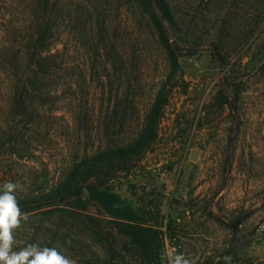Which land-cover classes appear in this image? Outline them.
I'll return each mask as SVG.
<instances>
[{
	"label": "rangeland",
	"instance_id": "1",
	"mask_svg": "<svg viewBox=\"0 0 264 264\" xmlns=\"http://www.w3.org/2000/svg\"><path fill=\"white\" fill-rule=\"evenodd\" d=\"M178 51L156 141L111 183L160 231L167 264H264V20L229 52L213 51L231 0H168ZM31 0H0V187L30 197L55 188L72 165L132 142L170 73L167 54L133 0H61V29L41 95L16 101L20 41ZM239 2L235 21L253 11ZM244 221L237 230L233 225ZM12 251L55 248L73 264H145L101 207L47 209L19 218ZM230 257L225 261L224 257Z\"/></svg>",
	"mask_w": 264,
	"mask_h": 264
},
{
	"label": "trees",
	"instance_id": "2",
	"mask_svg": "<svg viewBox=\"0 0 264 264\" xmlns=\"http://www.w3.org/2000/svg\"><path fill=\"white\" fill-rule=\"evenodd\" d=\"M30 1V0H29ZM140 11L151 22L158 39L164 48L170 66V73L158 90L151 107L145 115L143 126L137 137L130 143L107 149L75 162L64 182L55 188L30 197L15 196L21 217L51 208L80 214L91 203L103 209L113 228L119 235L129 238L138 248L145 264H167V256L160 231L147 226L134 214L131 203L120 197L111 186L119 174L129 172L138 163L157 139L158 129L164 110L169 102L173 77L178 71V51L169 39V30L178 26L168 0H133ZM239 2L248 6L253 13L241 22H236L232 13ZM61 0H31L28 10L31 18L30 37L20 41L17 53L21 64L16 82V101L25 104L41 95L49 80L54 62L51 53L53 39L61 29ZM264 20V0H231L228 12L224 15L219 30L218 42L213 51L221 59V53L229 52L226 41L232 33L237 34L238 42L248 39ZM241 218L234 223L237 230L242 225ZM163 258V259H162Z\"/></svg>",
	"mask_w": 264,
	"mask_h": 264
},
{
	"label": "clouds",
	"instance_id": "3",
	"mask_svg": "<svg viewBox=\"0 0 264 264\" xmlns=\"http://www.w3.org/2000/svg\"><path fill=\"white\" fill-rule=\"evenodd\" d=\"M17 188L18 185L11 182L0 187V264H73L55 248L40 249L36 245H29L19 252L12 251V229L18 225L21 217L14 195ZM224 259L229 261L231 258L226 256ZM169 264L190 262L182 255H174Z\"/></svg>",
	"mask_w": 264,
	"mask_h": 264
}]
</instances>
